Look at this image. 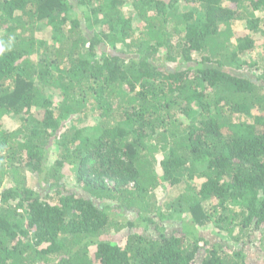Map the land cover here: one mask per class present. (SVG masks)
<instances>
[{
    "label": "trees",
    "instance_id": "trees-1",
    "mask_svg": "<svg viewBox=\"0 0 264 264\" xmlns=\"http://www.w3.org/2000/svg\"><path fill=\"white\" fill-rule=\"evenodd\" d=\"M254 257L264 0H0V264Z\"/></svg>",
    "mask_w": 264,
    "mask_h": 264
},
{
    "label": "rangeland",
    "instance_id": "rangeland-1",
    "mask_svg": "<svg viewBox=\"0 0 264 264\" xmlns=\"http://www.w3.org/2000/svg\"><path fill=\"white\" fill-rule=\"evenodd\" d=\"M165 1V0H164ZM168 1V0H166ZM179 5L181 7H184L185 3L183 1H180L179 2ZM125 9H129V7H125ZM138 25V22L137 20H135V25ZM234 29L238 30V31H241L244 29V23L241 22V23H236L234 25ZM258 53H254L252 56H251V60H256L257 58H259V56L261 55V52L260 51H257ZM90 124H91V121H90ZM94 124V122H93ZM17 121L15 119H9V118H4L3 119V127L4 129L8 130V131H15L17 129ZM72 171L71 169H68L65 171V177H64V182H65V185L69 188V189H74V190H78V186H76L75 184V181H74V175L71 174ZM183 191V187H177L175 189H173L172 187H169L168 185L166 186V184H162L161 187L157 188L155 191H154V194H155V200L156 202H158V205H165L168 200H173L174 197H176L179 193H181ZM135 216L134 214H127L125 217H127L128 219L130 220H133L135 219ZM168 229L167 230H173V228H176L177 227H173L171 225V222L168 224ZM137 232H142V228H137L136 229ZM152 232V228H149L148 232L147 233H151ZM254 262L255 264H259V261H258V258L254 257Z\"/></svg>",
    "mask_w": 264,
    "mask_h": 264
}]
</instances>
